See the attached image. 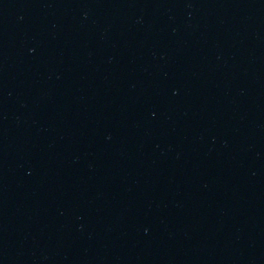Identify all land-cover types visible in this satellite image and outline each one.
Returning <instances> with one entry per match:
<instances>
[{"label":"water","instance_id":"95a60500","mask_svg":"<svg viewBox=\"0 0 264 264\" xmlns=\"http://www.w3.org/2000/svg\"><path fill=\"white\" fill-rule=\"evenodd\" d=\"M0 264H264V0H0Z\"/></svg>","mask_w":264,"mask_h":264}]
</instances>
